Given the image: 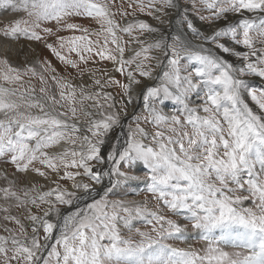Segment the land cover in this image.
Wrapping results in <instances>:
<instances>
[{"label": "snow or ice", "instance_id": "snow-or-ice-1", "mask_svg": "<svg viewBox=\"0 0 264 264\" xmlns=\"http://www.w3.org/2000/svg\"><path fill=\"white\" fill-rule=\"evenodd\" d=\"M0 12L23 14L0 24V162L14 169L0 170V264H264V88L251 83L264 80V0ZM21 41L80 79L47 57L14 64ZM133 179L142 200L112 199ZM189 230L202 247L172 243Z\"/></svg>", "mask_w": 264, "mask_h": 264}, {"label": "rangeland", "instance_id": "rangeland-1", "mask_svg": "<svg viewBox=\"0 0 264 264\" xmlns=\"http://www.w3.org/2000/svg\"><path fill=\"white\" fill-rule=\"evenodd\" d=\"M121 2V0H116V4L119 5ZM181 2L183 3L184 0H181ZM21 14H17V15H13L10 12H0V24L2 23H7L9 20L15 19V18H19ZM141 18L148 20L149 23L153 24L154 26H159L157 24L156 21L151 20L149 17L147 16H142ZM117 19L119 20V16H117ZM75 22L77 23H81L83 24L85 27H89L90 29H96L98 28V25H96L94 22L89 21V20H85V19H80L77 18L75 20ZM197 23H199V21H197ZM165 31H167V28H165ZM70 33L67 32H62L61 35H69ZM126 38V37H125ZM23 48L24 51L20 52L19 55H17L16 51L11 52L10 58L12 60V62L14 64H22L25 59H27L29 62L35 61L37 59H42L44 57H47L48 59L52 60L53 64L58 68V70L61 72L62 75H68L71 74L72 76H74L76 78V80L78 81L80 79V77L76 74L75 70L69 68H64L63 65H61L59 63V61L55 60L54 57H52L50 55V53L47 52L46 49L43 48L42 45L33 43L31 45V47H29V44L27 41H21L19 44L15 45V49L19 50ZM34 49V51H33ZM0 54H2V50H0ZM102 63V64H101ZM100 64L96 65V67H108L109 69L111 68V64L110 63H104L101 62ZM91 66V65H90ZM100 73H97V75H99ZM117 76L118 79L123 80L124 78L119 76V74H115ZM251 83L259 90L260 88H264V80H261L260 78H254ZM109 91H111L115 96H117V99H119L121 93L119 91V89L116 88H112V89H108ZM142 99L141 100H137L136 103H134V105L131 106V109L129 107V114L131 116L132 112L135 111L136 113H140L142 110ZM171 110V106L167 109H165V111H170ZM130 123V119H126L125 121H123L125 130L128 126V124ZM117 135H123V133L121 132L120 128H117L115 130V132L112 133L113 139H115V137ZM0 168H5L7 170V172L9 174H11L14 169L12 168L11 165H7L3 162H0ZM130 175H134V176H143V172L140 170H135L133 172H130ZM41 183H43V181L41 180ZM19 186H23V182L21 181L19 183ZM123 188V191L118 190V195L115 197H112V199H116V198H122L128 201H140L144 198V184L142 180H129L127 187H124L123 185L121 186ZM46 190V188H45ZM13 213L15 214V210H13ZM25 223H27V221H24ZM136 228H140L141 230H145L147 231V227L142 223V222H135L134 223V227H133V232H135ZM123 234L127 237L130 233L127 231V229H122ZM138 239V237H137ZM172 243H174V245L178 246V247H188V246H192V247H202L203 246V241H201L198 236H196L195 234L191 233V230H189V238L185 241V240H177V241H173Z\"/></svg>", "mask_w": 264, "mask_h": 264}, {"label": "bare ground", "instance_id": "bare-ground-1", "mask_svg": "<svg viewBox=\"0 0 264 264\" xmlns=\"http://www.w3.org/2000/svg\"><path fill=\"white\" fill-rule=\"evenodd\" d=\"M102 64V63H101ZM99 67V66H98ZM130 109H131V106H130ZM0 170H5V168H0ZM176 246V245H175ZM178 247V246H177Z\"/></svg>", "mask_w": 264, "mask_h": 264}, {"label": "water", "instance_id": "water-1", "mask_svg": "<svg viewBox=\"0 0 264 264\" xmlns=\"http://www.w3.org/2000/svg\"><path fill=\"white\" fill-rule=\"evenodd\" d=\"M126 119H124L123 121H125Z\"/></svg>", "mask_w": 264, "mask_h": 264}]
</instances>
